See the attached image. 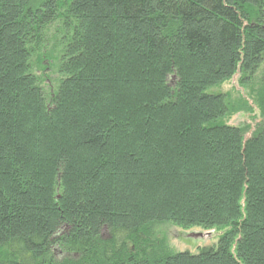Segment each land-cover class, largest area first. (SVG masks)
<instances>
[{
    "label": "trees",
    "instance_id": "1",
    "mask_svg": "<svg viewBox=\"0 0 264 264\" xmlns=\"http://www.w3.org/2000/svg\"><path fill=\"white\" fill-rule=\"evenodd\" d=\"M0 264H264V0H0Z\"/></svg>",
    "mask_w": 264,
    "mask_h": 264
},
{
    "label": "rangeland",
    "instance_id": "2",
    "mask_svg": "<svg viewBox=\"0 0 264 264\" xmlns=\"http://www.w3.org/2000/svg\"><path fill=\"white\" fill-rule=\"evenodd\" d=\"M47 76L49 78L48 80L55 81L54 74L48 72ZM260 77H261V71L259 70L255 74L254 83L252 82L251 84L254 85L255 83H257ZM237 79L238 76L235 75L231 79V81L221 85L218 88L213 89V91L226 93L228 96H230L229 99L235 101L236 99H238L239 96L241 95L245 96L244 90L238 86ZM46 83H48V81ZM49 85L51 86V83ZM43 89L48 94V90H47L48 86L43 85ZM257 119H259L258 116L254 114L252 115L249 113H238L232 116L227 121V124L236 127H241L243 125L249 124L251 126V129L250 132L245 137L246 139H248L249 134L253 131L254 125L260 121V120L258 121ZM63 231L64 230H60L59 233ZM190 235L193 236L190 237ZM219 236L220 233L214 230L203 231L198 228H193L187 231V230H182L169 223L160 224L154 227V237L158 239H164L165 244L173 252H189L190 254H197L199 250L204 247H212L216 245ZM54 254L55 257L58 259H62L64 257V255L60 254V252L57 250L56 247L54 248Z\"/></svg>",
    "mask_w": 264,
    "mask_h": 264
},
{
    "label": "water",
    "instance_id": "3",
    "mask_svg": "<svg viewBox=\"0 0 264 264\" xmlns=\"http://www.w3.org/2000/svg\"><path fill=\"white\" fill-rule=\"evenodd\" d=\"M193 235H190V237H192ZM194 238H196V237H194Z\"/></svg>",
    "mask_w": 264,
    "mask_h": 264
}]
</instances>
